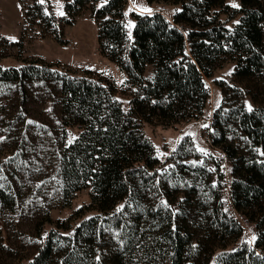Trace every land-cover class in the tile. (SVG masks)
<instances>
[{"label":"trees","instance_id":"16d2710c","mask_svg":"<svg viewBox=\"0 0 264 264\" xmlns=\"http://www.w3.org/2000/svg\"><path fill=\"white\" fill-rule=\"evenodd\" d=\"M97 2L100 51L128 75L120 85L37 59L0 64V208L18 202L21 170L32 186L24 196L47 190L49 212L89 189L88 203L38 230L39 248L20 264H264V0H185L174 20L134 10L132 35L128 0H66L67 19ZM44 4L35 0L33 17L63 43ZM226 57L235 67L203 127L207 149L191 133L159 146L147 124L206 118L205 76ZM27 81L42 89L51 126L29 114ZM28 152L39 171L23 165Z\"/></svg>","mask_w":264,"mask_h":264},{"label":"rangeland","instance_id":"374dc122","mask_svg":"<svg viewBox=\"0 0 264 264\" xmlns=\"http://www.w3.org/2000/svg\"><path fill=\"white\" fill-rule=\"evenodd\" d=\"M45 5V12L50 11L56 16L64 42H59L53 32L44 26L43 19L33 17L34 11L31 7L35 0H0V64L3 66H21L24 61L37 59L41 62L59 64V67L70 69L76 74L85 73L88 69L114 81L120 85L126 78L127 72L123 70L116 61L103 55L99 48V24L92 11L101 2L90 4L73 21L67 19L66 0H39ZM185 0H128L125 8V22L129 35H132L135 18L133 11L165 13L174 20ZM187 1V0H186ZM233 5H241V0H227ZM222 3V2H221ZM211 5V10L221 5ZM30 9V10H28ZM150 9V11H145ZM215 10V9H214ZM29 11V12H28ZM221 17H224L222 14ZM224 19V18H223ZM183 27H188L187 24ZM235 67V61L226 57L210 69L206 75V81L210 86V105L207 109L206 118L190 123H178L171 127L161 122L147 124V130L154 141L159 145L171 148L183 133H191L199 148L207 149L206 135L203 127L208 123L207 118L212 111L220 105L225 85L221 86V79L225 83L230 82V74ZM153 66L148 65L145 77L153 75ZM224 83V82H223ZM56 89L55 85L51 82ZM28 89L27 109L31 117L43 122L45 127L52 125L51 120L44 109L42 89L35 82H26ZM132 89L122 90V97L128 99ZM6 101L16 99L14 89L6 95ZM31 129H38L35 123L30 124ZM46 128H41L45 130ZM48 145V140L44 146ZM50 145V142H49ZM45 147L41 152L48 154L53 147ZM33 149V148H31ZM3 151L0 146V154ZM30 152V151H29ZM28 152V153H29ZM41 154L44 159L45 156ZM23 165L34 167L39 171L40 162L27 154V160ZM30 175L27 171H19V177L15 178V197L18 202L8 207L1 205L0 208V264H20L29 259L41 244V232H45L52 225L57 224L58 217H67L77 207L89 201V189L78 192L69 208L48 209L47 190L39 192L31 199L27 196L31 189ZM27 197V198H26ZM43 229V230H42ZM38 230H42L41 232ZM247 233L252 237L251 228Z\"/></svg>","mask_w":264,"mask_h":264},{"label":"snow or ice","instance_id":"6c2138e0","mask_svg":"<svg viewBox=\"0 0 264 264\" xmlns=\"http://www.w3.org/2000/svg\"><path fill=\"white\" fill-rule=\"evenodd\" d=\"M234 7H238V5H233ZM145 11H150V9H145ZM249 110L251 111V107H249ZM205 127H206V125H205ZM253 239H254V237H253Z\"/></svg>","mask_w":264,"mask_h":264},{"label":"crops","instance_id":"0c3cea01","mask_svg":"<svg viewBox=\"0 0 264 264\" xmlns=\"http://www.w3.org/2000/svg\"><path fill=\"white\" fill-rule=\"evenodd\" d=\"M165 14V13H164ZM166 15V14H165Z\"/></svg>","mask_w":264,"mask_h":264}]
</instances>
